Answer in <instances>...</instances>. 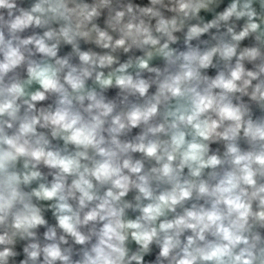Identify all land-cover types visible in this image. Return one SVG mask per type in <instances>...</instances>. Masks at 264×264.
<instances>
[{
  "label": "clouds",
  "instance_id": "clouds-1",
  "mask_svg": "<svg viewBox=\"0 0 264 264\" xmlns=\"http://www.w3.org/2000/svg\"><path fill=\"white\" fill-rule=\"evenodd\" d=\"M0 264H264V0H0Z\"/></svg>",
  "mask_w": 264,
  "mask_h": 264
},
{
  "label": "trees",
  "instance_id": "trees-1",
  "mask_svg": "<svg viewBox=\"0 0 264 264\" xmlns=\"http://www.w3.org/2000/svg\"><path fill=\"white\" fill-rule=\"evenodd\" d=\"M145 2H146V0H145Z\"/></svg>",
  "mask_w": 264,
  "mask_h": 264
}]
</instances>
